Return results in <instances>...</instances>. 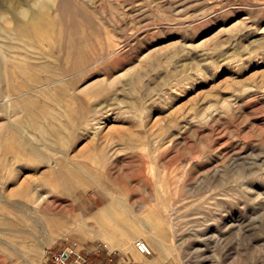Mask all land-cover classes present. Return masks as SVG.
I'll use <instances>...</instances> for the list:
<instances>
[{"label":"rangeland","instance_id":"1","mask_svg":"<svg viewBox=\"0 0 264 264\" xmlns=\"http://www.w3.org/2000/svg\"><path fill=\"white\" fill-rule=\"evenodd\" d=\"M44 1L0 0V18L11 4L22 16L26 3ZM56 7L63 23L56 39L28 63L75 83L24 102L46 135L29 134L23 123L43 160L24 152L16 135H0V264H48L49 251L65 243L114 240L104 226L128 232L120 252L130 264L157 263L162 249L169 262L157 264H264V0H56ZM75 25L81 44L70 36ZM9 30L0 21V33ZM12 56L22 58L16 45ZM17 81L10 74L0 90L8 94ZM92 83L103 84V96L65 103ZM101 101L79 128L81 109ZM7 102L0 99V113ZM98 114L103 119L93 120ZM119 128L134 136L94 141ZM91 143L106 147L105 157L86 151ZM68 155L86 180L49 177ZM7 204L32 209L35 220L10 214ZM139 239L151 256L136 249Z\"/></svg>","mask_w":264,"mask_h":264},{"label":"bare ground","instance_id":"2","mask_svg":"<svg viewBox=\"0 0 264 264\" xmlns=\"http://www.w3.org/2000/svg\"><path fill=\"white\" fill-rule=\"evenodd\" d=\"M38 3L37 4H34L32 2L26 3L25 4L26 7L24 8V13L22 16H19V14H18L19 13L18 7H20V6L17 7L15 4H11L8 7L10 16H4V17L0 18L1 22L5 23V25L7 27H10V30L8 33L2 32V31H1L2 33H0V43L2 44L1 45L3 47L2 49L4 50V52L6 54L5 59H2V57L0 56V81L1 80L3 81L4 78L7 79L10 76V74H12V76H18L17 86L13 87L14 88L13 91L10 90L7 92L8 94H3V92L0 90V99L3 98L4 96H6L7 101H8L7 105L5 104L3 106L4 107L2 110L3 112L0 113L1 114L0 117L2 118L1 120L3 121L2 124H0V135L10 134V133L16 135L18 137L17 142H18V144L22 143L21 147L24 150V152L31 155L32 157H37L38 160L39 159L43 160L44 157L41 156V152H40L39 147L36 144H34L29 138H25L26 136H25V132L23 129V123L24 122H27L26 124H27V130H28L27 132L28 133L30 132L33 135H41V136L43 135V133L38 127H36V125L32 121H30V119L32 118V110H31V107L24 104V102H26V100H31L33 97H38L40 95L47 94L50 91H52L54 93V95L58 96L59 93L67 85L75 83V80H73L75 78L64 77V76H62L63 74L58 73L54 70H48V68H45V66L39 65L38 63H36L35 65L28 63V61H31L33 57L40 58V57L45 56V54L42 53V50H41L42 44L47 43V42L53 43L57 37V33H56L57 29L60 28V24H63L62 20L59 18V15L55 14L56 12L55 13L52 12V10L54 8H57L56 7V0H45L42 4H38ZM74 27H75L74 32H72L70 34V36L72 38H74L75 40L79 41V43L81 44L83 41V35L80 33V31H81L80 27L78 25H75ZM3 39H5V40L7 39L6 41L7 42L9 41V42L5 43V41ZM18 43H21V44H18ZM71 44H72V47H74V42H71ZM14 45H16V47L19 49V51L22 55V58L18 59V58H15L14 56H12V47ZM55 52H56V47L54 44L53 50L49 53V57L50 56L54 57ZM55 63H56V60H54L52 62L53 66L55 65ZM44 69H47V70H44ZM30 70L35 74L29 75L28 73H30ZM39 84H42V86L40 87L41 90L30 91L31 89H33L34 87H36ZM102 88H103V84H101V83H92V85L89 87H87V86L80 87L79 86L78 88H76L73 91L72 94L71 93L68 94L69 99H68V101L65 100V103L68 102L67 104H70L72 100L81 101L88 94H93V95H95L96 98L99 95L103 96L104 94L100 93ZM18 93H19V95H17ZM105 93H107V92H105ZM102 105H103L102 101L99 105H96V106L91 105V107L89 108V111L87 113H85V111H83L81 109L82 112L80 115V119H81L80 121H82V123H78L79 128H81L87 122V119L89 118L88 113L90 111L94 112L96 110H98L100 112ZM7 106H12V109H14L15 114L13 116L15 117V120L12 119L13 116L11 117L9 115L10 113H8V114L6 113V107ZM22 112H24V115L21 116ZM95 114H97V113L95 112ZM98 115H96V116H98ZM100 116L101 115H99L98 118L93 119V120L101 121L103 118H100ZM90 120H92V118ZM14 121H15V123H14ZM100 123L101 122H99V124ZM87 124L89 125V123H87ZM87 124H85L84 126H87ZM76 128H78V127H76ZM84 128L85 127H83L82 129H84ZM76 131H79V130H75V132ZM75 135H77V134H75ZM43 136H46V135H43ZM132 136H134V135H132L131 129L119 128V129H114L112 131V134H110L109 136L95 135L94 141H95V139H98V140L99 139H101V140L107 139L105 137H114V139L118 138V141H120V138L127 137L128 139H131ZM107 140H109V139H107ZM96 143H97V140H96ZM86 146L87 145L85 144V147ZM107 146H109V145H107ZM82 147H84V146H82ZM88 147H86V151H88V152L94 151L96 153L98 159H102L103 157H105V155L107 154V151H108V149L106 147H104L103 145H100V144L99 145L92 144L89 148ZM73 150L76 151L75 148H73ZM76 152H77V154H76L77 159H83V160L87 159V153L88 152L87 153L85 152L86 154L84 153V155L82 154L81 151H79V152L76 151ZM109 152H110V150H109ZM73 161L74 160L69 155L66 159L65 158L61 159L60 162L56 166L57 168L55 167V168H52V170H50L49 177L55 179L57 182H64L65 177H69V178L79 177V178H81L82 181L86 180L87 179L86 177H89L88 172H86L85 169H83V168H81V170H83V171L76 169L77 167L75 168ZM63 163L68 164V166H67V168L60 170V166ZM69 163H71V164H69ZM82 163H83V161H82ZM90 180L93 183H96L99 181L97 179V177H94V176H91ZM17 192H19V191H17ZM11 195H13V194L11 193ZM20 195L24 196L25 190L22 189ZM12 209H16V211L19 213V215H20L19 219L22 217H26L27 219H29L32 222L35 220V214H34L32 209L28 210V208H24L20 204L19 205L18 204H10V205L7 204V210L6 211L7 212L9 211V213H10L12 211ZM13 216H15V215H13ZM111 221H114V224H116V221H117V224L119 223V226L120 227L123 226L124 229H126V227L129 226V222H127V220L124 218H121V219L120 218H114V219L110 220V223H111ZM139 221H140V219H139ZM4 227L5 226H3V228ZM7 227H9V225ZM97 227L102 228L100 225ZM102 229L103 230L105 229V231L109 232L110 234L115 233V234H113L115 236V237L113 236L114 240L107 238L108 243L110 244V246H114V247L117 245L116 247L119 251H124L125 245L129 240L128 232L126 233L123 230L115 231V229H112V228L107 229L105 226ZM10 230H11V228H10ZM103 230H101V231H103ZM6 231H7V229H6ZM105 231H103V232H105ZM19 232H21V231L19 230ZM90 233L92 234V232H90ZM94 235H95V233L93 234V236ZM96 235H98V234H96ZM217 258H219V256ZM227 259H229V258H227ZM156 261L161 262V263L167 262V261L169 262V260H167V254L164 251V249L159 251L158 259Z\"/></svg>","mask_w":264,"mask_h":264},{"label":"built area","instance_id":"3","mask_svg":"<svg viewBox=\"0 0 264 264\" xmlns=\"http://www.w3.org/2000/svg\"><path fill=\"white\" fill-rule=\"evenodd\" d=\"M136 249L145 256L152 255V249L148 243L139 239L135 242ZM48 264H89L88 255L85 256L74 245L65 243L60 245L59 248L50 250L45 256Z\"/></svg>","mask_w":264,"mask_h":264},{"label":"crops","instance_id":"4","mask_svg":"<svg viewBox=\"0 0 264 264\" xmlns=\"http://www.w3.org/2000/svg\"><path fill=\"white\" fill-rule=\"evenodd\" d=\"M106 244V249H104L101 245ZM108 244V245H107ZM76 247L77 252L82 253L83 255H88L89 264H130L131 259L128 255L121 253L117 247L110 249L109 243L104 241H97L95 246H85L81 243H73ZM108 246V247H107ZM106 259V260H105ZM137 261V260H136ZM158 263V262H157ZM149 262L148 264H157Z\"/></svg>","mask_w":264,"mask_h":264}]
</instances>
